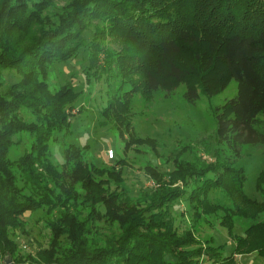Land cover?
<instances>
[{"label": "trees", "instance_id": "1", "mask_svg": "<svg viewBox=\"0 0 264 264\" xmlns=\"http://www.w3.org/2000/svg\"><path fill=\"white\" fill-rule=\"evenodd\" d=\"M89 27L94 31L87 39ZM114 39L119 50L109 46ZM81 51L89 61L80 69L83 77L107 88L100 113L119 130L123 151L145 146L160 157L156 139L133 130L129 112L136 94H169L183 86V99L194 104L235 80L236 95L215 109L213 134L234 159L206 149L211 159L194 151V160H183L179 154L192 148L180 145L171 169L144 165L157 185L135 196L123 183L125 158L97 166L85 159L88 145L70 144L60 146L62 161L56 162L52 143L70 133L80 91L71 82L52 87L51 68ZM4 69L20 79L2 87ZM263 123L264 0H0V264L6 256L15 264L264 258V167L253 184L258 197L248 195V153L239 152L264 145ZM22 136L28 147L14 150ZM240 224L242 233L235 234ZM205 226L225 230L230 250ZM24 235L32 250L20 248Z\"/></svg>", "mask_w": 264, "mask_h": 264}, {"label": "rangeland", "instance_id": "2", "mask_svg": "<svg viewBox=\"0 0 264 264\" xmlns=\"http://www.w3.org/2000/svg\"><path fill=\"white\" fill-rule=\"evenodd\" d=\"M93 31L94 29L89 27L85 33V38H90ZM108 38L110 39V37ZM109 46L113 50L120 49L116 39L109 42ZM99 63L102 64L101 57ZM86 65H89L88 57L84 51H81L75 60L68 63H58L51 68L52 74L49 79L52 87L53 85L59 87L71 82L80 91V105L78 104L70 110V122L72 123L70 133L64 140H62L61 135L57 136V138L60 137V140L52 143L53 155L51 154V156L56 162L62 161L60 146L63 148L70 144L80 148L88 145L85 150V159L97 166L110 167L115 160L125 158L127 164L121 169L123 183L135 196L140 190L157 185L143 171L144 165L147 162L155 164L161 172L171 169L174 153L180 145H188L192 148L191 150L185 149L183 153L179 154L183 160H194V151L200 154L202 158L211 159L212 154L205 153L206 149L211 152L218 150L222 156L234 159L233 153L224 143H218L213 134L216 127L215 109L236 95L237 82L235 80H232L220 93L211 97L202 96L194 104L183 99V86L169 94L158 91L149 97L141 93L134 96L129 112L133 130L140 136L156 139L159 157L151 153L145 146H133L127 151H123V140L119 130L114 126L111 127V123H106V119L100 113L107 104V88L102 80L95 82L91 79L89 82L83 77V70L80 69ZM1 77L2 87L20 79L18 73L9 69L2 70ZM81 106L82 110L79 111ZM261 131L264 132V123ZM20 134L22 133L15 135L14 139L17 140ZM24 139H26L25 136L20 137L21 144L15 146L14 150L17 149L16 147L23 150L28 147L29 142L25 144ZM109 149L114 152L113 158H109L107 155ZM18 151L21 152L22 150ZM239 152L242 155L248 153V158L245 160L246 182L244 191L250 196L258 197L254 192L253 184L257 173L264 167V145L241 146ZM175 185H181V182L179 181ZM185 207V201L181 200L178 208L184 211ZM25 216H28V212L25 213ZM31 222L33 221L28 219V223L31 224ZM35 227L29 229L30 234L36 232ZM204 230L212 232L219 242H226L227 250H230L232 241L225 230L219 226H215L214 229L205 226ZM241 231V224L236 225L234 233L241 234ZM29 238V235L20 237L18 241L20 248L24 246L26 250L33 249ZM235 259L238 264H264V258L254 254L235 255Z\"/></svg>", "mask_w": 264, "mask_h": 264}, {"label": "water", "instance_id": "3", "mask_svg": "<svg viewBox=\"0 0 264 264\" xmlns=\"http://www.w3.org/2000/svg\"><path fill=\"white\" fill-rule=\"evenodd\" d=\"M4 264H15L10 256H6L3 258Z\"/></svg>", "mask_w": 264, "mask_h": 264}, {"label": "built area", "instance_id": "4", "mask_svg": "<svg viewBox=\"0 0 264 264\" xmlns=\"http://www.w3.org/2000/svg\"><path fill=\"white\" fill-rule=\"evenodd\" d=\"M107 155H108V157L109 158H113V156H114V152H113V150L112 149H109L108 151H107Z\"/></svg>", "mask_w": 264, "mask_h": 264}]
</instances>
